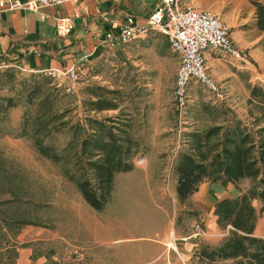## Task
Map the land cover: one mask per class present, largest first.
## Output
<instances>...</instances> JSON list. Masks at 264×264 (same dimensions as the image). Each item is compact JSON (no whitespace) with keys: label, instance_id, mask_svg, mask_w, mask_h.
Instances as JSON below:
<instances>
[{"label":"rangeland","instance_id":"1","mask_svg":"<svg viewBox=\"0 0 264 264\" xmlns=\"http://www.w3.org/2000/svg\"><path fill=\"white\" fill-rule=\"evenodd\" d=\"M240 18L247 20L244 26L239 24ZM252 18L255 19V8L248 1L240 5L239 13L230 14L229 19L224 20L233 37L240 32L244 41L250 42L255 38L252 51H244L248 55L247 67L240 68L241 73L236 74L231 85L217 81L207 73L225 94L223 102L205 85L192 82L186 124L181 126L176 122L172 99L173 63L161 69L154 57L151 59L145 55L149 50H145L146 45L139 49L142 54L133 59L121 58L118 51L106 50L102 58L81 68L76 82L61 74L64 71L58 76L1 67L0 250L7 242L13 248L0 252V264L19 246L18 237L22 229L42 233L43 242L53 247L56 224L70 227L72 223L74 230L83 231L93 217V220L97 218L69 177L77 173L76 162L80 160L78 150L82 141L96 129L93 121L100 122L106 118L129 121L133 137L139 144V153L133 160L134 171L121 173L115 178L118 184L116 200L127 210L126 218L123 217L127 227L125 236L142 235L145 232L143 226L157 225L155 221L145 223L148 221L146 210L150 209L172 220L175 237L178 234L186 237V242L194 243L187 264H234L232 260L209 263L196 256L201 246H218L228 235L227 227H220L217 218L211 215L213 205L209 197H204L201 204L204 210L200 207L202 210L199 212L195 201L190 198L183 204L178 202L173 194L176 185L173 165L178 154L186 149L187 133L219 123L225 117L222 111L232 113L249 126L248 87L264 89L261 48L264 35L254 28L250 21ZM227 65L233 67L229 61ZM68 87L72 92L67 91ZM99 89L120 94L116 98L106 96L116 103L117 109L102 112L91 109L88 102L95 101L93 93H99ZM9 100L14 106L6 108ZM46 103L50 107H44ZM83 163L81 159L80 164ZM145 175L164 178L161 185L152 184L161 186L162 193H165V199L162 196L155 199L156 207L148 200H137L134 195L139 184L129 179ZM253 186L254 182L246 179L236 185L226 184L222 190L225 197L234 198ZM253 206L258 215L257 233L264 238V216L259 214L261 205L254 201ZM212 221L216 226L214 233L208 230ZM196 225L203 229L204 237L187 239ZM73 246L75 251L72 255L77 257L83 250L82 245L77 243Z\"/></svg>","mask_w":264,"mask_h":264},{"label":"crops","instance_id":"2","mask_svg":"<svg viewBox=\"0 0 264 264\" xmlns=\"http://www.w3.org/2000/svg\"><path fill=\"white\" fill-rule=\"evenodd\" d=\"M17 1L25 2L26 0ZM186 2L197 10L222 16L224 21L229 19L230 14L239 13L240 5L248 0H186ZM149 11L150 6L138 0H128L118 4L110 0H67L60 6L44 9L43 13L48 15L49 19L42 22L39 15L35 13L0 9V68L50 74L66 71L79 63L84 67L102 58L106 52L101 44L103 33L107 28L100 19L102 14L108 13L114 17H122L128 13L141 23ZM54 16L72 19L73 29L70 35L64 38L57 36L51 20ZM250 21L253 25L255 24L254 18ZM246 22V19L239 20L241 26H244ZM239 34L240 32H237L235 37L231 34L237 46L244 51H252L255 38H251L248 42L244 41L242 34V37ZM261 34L264 35V33ZM143 45L147 47L145 50L149 49L145 55L147 54L151 59L154 57L161 69L173 63L171 72L175 81L177 67L174 66H178V59L169 49L166 38L158 33H150L144 39L132 41L125 47L117 48L116 52L118 51L121 58L133 59L138 54H142L139 49H142ZM204 58L207 73L217 81H226L227 85H231L236 79V74L241 73L240 68L233 65L230 68L227 65L228 60L220 50H207ZM84 59L86 62H82ZM237 81L241 84L239 79ZM129 180L139 184L137 194H134L137 200H148L156 207L157 197L162 196V199H165L161 186H152V184L161 185L164 182L163 176H135ZM117 185L115 180L111 203L101 212L93 211L97 218L93 220V217L83 231L74 230L72 223L70 227H63L62 223L56 224L52 247L48 245V242H43L42 233L22 229L18 237L19 246L14 247L15 251H12V255H6L3 264H187L194 250V243L186 242L184 240L186 237H180L178 234L175 237L172 220L168 217L164 218L157 211L154 213L150 209L146 210L148 221L145 223L155 221L157 223L155 227L143 226L144 234L125 236L127 227L123 217L126 218L127 210L123 203L116 200ZM222 188L219 183L203 182L198 192L190 197L195 201L196 211L203 209L201 204L206 196L212 199V207L217 201L226 199ZM173 194H175V187ZM138 204L141 205L140 202ZM215 229L216 226L212 221L208 230L214 233ZM257 232L256 226L254 234L261 237ZM172 239L176 240L172 242ZM77 243L82 245L83 250L80 252L81 255L76 257L72 254L75 251L73 245ZM9 248L13 247L7 242L0 252L8 251Z\"/></svg>","mask_w":264,"mask_h":264},{"label":"trees","instance_id":"3","mask_svg":"<svg viewBox=\"0 0 264 264\" xmlns=\"http://www.w3.org/2000/svg\"><path fill=\"white\" fill-rule=\"evenodd\" d=\"M248 1L255 8V28L264 33V0ZM261 48L264 55V39ZM99 90L93 93L95 101L88 102L91 109L97 112L117 109L116 103L106 96L116 98L120 94ZM248 92L249 126L232 113L222 111L225 117L219 123L187 133L186 149L178 154L173 165L176 199L181 204L205 181L222 186L246 179L254 182L241 195L214 204L213 215L218 225L231 229L218 246L204 245L196 253L209 263L232 260L234 264H264V238L254 235L258 215L253 206L258 201L259 214L264 216V89L249 86ZM13 106L9 100L6 108ZM48 106L49 103L44 104ZM93 122L96 129L82 141L77 173L69 178L83 201L101 212L111 201L116 176L134 169L139 144L129 121L106 118Z\"/></svg>","mask_w":264,"mask_h":264},{"label":"built area","instance_id":"4","mask_svg":"<svg viewBox=\"0 0 264 264\" xmlns=\"http://www.w3.org/2000/svg\"><path fill=\"white\" fill-rule=\"evenodd\" d=\"M65 1L67 0H26L25 2L1 0L0 9L25 10L35 13L43 22L49 19V16L43 13L44 9L60 6ZM110 1L118 4L128 0ZM138 1L150 6V11L141 23L128 13L122 17H114L108 13L100 16L101 21L107 26L101 44L108 51H116L117 48L125 47L132 41L144 39L150 33H158L166 38L169 49L178 59L172 99L175 105L176 122L181 126V124H186L189 90L192 82L205 85L220 102L226 98L206 72L204 53L207 50H220L225 58L237 68H244L247 65L248 55L233 42L231 29L221 16L209 11L197 10L186 0ZM51 20L58 37L64 38L70 35L73 29V21L70 17L54 16ZM83 61L86 62V59ZM81 68V63H79L60 73L76 82L79 80ZM60 73L51 72L49 75L59 76ZM67 91L72 92V88L68 87ZM230 229L231 227L227 226L226 231ZM204 235L203 229L196 225L187 239L202 238Z\"/></svg>","mask_w":264,"mask_h":264}]
</instances>
